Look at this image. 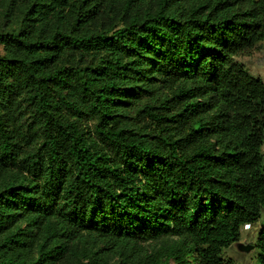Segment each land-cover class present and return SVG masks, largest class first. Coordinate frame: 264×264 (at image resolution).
<instances>
[{
	"label": "trees",
	"instance_id": "1",
	"mask_svg": "<svg viewBox=\"0 0 264 264\" xmlns=\"http://www.w3.org/2000/svg\"><path fill=\"white\" fill-rule=\"evenodd\" d=\"M0 4V264H233L264 210V81L235 58L264 0Z\"/></svg>",
	"mask_w": 264,
	"mask_h": 264
},
{
	"label": "rangeland",
	"instance_id": "2",
	"mask_svg": "<svg viewBox=\"0 0 264 264\" xmlns=\"http://www.w3.org/2000/svg\"><path fill=\"white\" fill-rule=\"evenodd\" d=\"M6 7L7 5L0 4V31L19 26V10H16L12 16L8 17L6 15ZM2 51V46L0 45V52ZM235 58L242 62L252 75L260 77L264 81V41H260L248 51L237 54ZM261 151L264 153V143L261 146ZM263 223L264 210L257 222L248 226L244 224L241 227L240 240L224 248L222 257L231 259L233 264H259L257 260L259 253L257 236ZM248 245H250V248H248ZM171 264L174 263L172 262Z\"/></svg>",
	"mask_w": 264,
	"mask_h": 264
},
{
	"label": "built area",
	"instance_id": "3",
	"mask_svg": "<svg viewBox=\"0 0 264 264\" xmlns=\"http://www.w3.org/2000/svg\"><path fill=\"white\" fill-rule=\"evenodd\" d=\"M245 225H247V226H248V225H250V224H245Z\"/></svg>",
	"mask_w": 264,
	"mask_h": 264
},
{
	"label": "water",
	"instance_id": "4",
	"mask_svg": "<svg viewBox=\"0 0 264 264\" xmlns=\"http://www.w3.org/2000/svg\"><path fill=\"white\" fill-rule=\"evenodd\" d=\"M248 248H250V245H248Z\"/></svg>",
	"mask_w": 264,
	"mask_h": 264
}]
</instances>
